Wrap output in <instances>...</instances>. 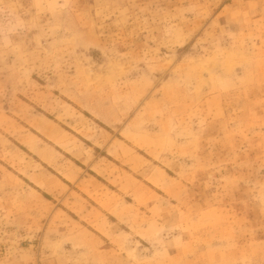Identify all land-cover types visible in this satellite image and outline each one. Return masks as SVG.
Listing matches in <instances>:
<instances>
[{
  "label": "rangeland",
  "instance_id": "374dc122",
  "mask_svg": "<svg viewBox=\"0 0 264 264\" xmlns=\"http://www.w3.org/2000/svg\"><path fill=\"white\" fill-rule=\"evenodd\" d=\"M0 264H264V0H0Z\"/></svg>",
  "mask_w": 264,
  "mask_h": 264
},
{
  "label": "crops",
  "instance_id": "0c3cea01",
  "mask_svg": "<svg viewBox=\"0 0 264 264\" xmlns=\"http://www.w3.org/2000/svg\"><path fill=\"white\" fill-rule=\"evenodd\" d=\"M87 112V111H86ZM90 114V113H89ZM47 138V137H46ZM84 143H86L87 144V141H83ZM57 146V145H56ZM59 148V147H58ZM94 148H96L97 149V151H100L99 153H98V155L99 156H97V158L95 159V162L99 159V160H101V159H103V157H102V152H103V150L100 148V147H98V146H96V147H94ZM60 149V148H59ZM61 150V149H60ZM90 150H92V147H90L89 146V151ZM76 162H78L77 160H75ZM42 162L45 164V165H47L48 167H51V164H49V163H47V161H44V160H42ZM79 163V164H78ZM78 163H76L77 164V167H79L80 169H85V164H83V163H81V162H78ZM93 162L91 161H89V174H90V172H93ZM52 168V167H51ZM64 179L68 182V183H71V181H69V179H67L66 177H64Z\"/></svg>",
  "mask_w": 264,
  "mask_h": 264
}]
</instances>
